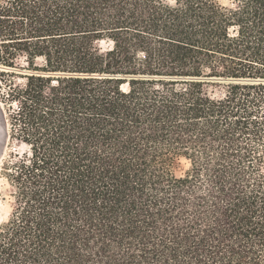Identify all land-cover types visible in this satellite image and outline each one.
I'll use <instances>...</instances> for the list:
<instances>
[{"label":"trees","instance_id":"16d2710c","mask_svg":"<svg viewBox=\"0 0 264 264\" xmlns=\"http://www.w3.org/2000/svg\"><path fill=\"white\" fill-rule=\"evenodd\" d=\"M0 68V264H264V0H0Z\"/></svg>","mask_w":264,"mask_h":264},{"label":"rangeland","instance_id":"374dc122","mask_svg":"<svg viewBox=\"0 0 264 264\" xmlns=\"http://www.w3.org/2000/svg\"><path fill=\"white\" fill-rule=\"evenodd\" d=\"M168 3H173L175 0H165ZM228 0H225L227 2ZM106 42L103 41L102 46H106ZM24 63V62H22ZM1 70L5 68H0ZM5 76V75H4ZM3 76L0 75V93L6 91L5 81L2 80ZM222 90V87H217V93ZM9 108L10 106L5 102L0 95V224L3 223L8 214L11 211L13 198L11 196L12 185L7 178L5 173V167L7 162L11 159V153L15 151H24V146H22L18 141L12 140L10 138V125H9ZM5 119H7L9 127V136L7 132V124ZM262 147V146H260ZM189 162L186 160H181L180 169L185 171L189 167Z\"/></svg>","mask_w":264,"mask_h":264},{"label":"water","instance_id":"95a60500","mask_svg":"<svg viewBox=\"0 0 264 264\" xmlns=\"http://www.w3.org/2000/svg\"><path fill=\"white\" fill-rule=\"evenodd\" d=\"M231 80H235V79H231Z\"/></svg>","mask_w":264,"mask_h":264},{"label":"bare ground","instance_id":"6f19581e","mask_svg":"<svg viewBox=\"0 0 264 264\" xmlns=\"http://www.w3.org/2000/svg\"><path fill=\"white\" fill-rule=\"evenodd\" d=\"M7 123V122H6ZM7 132H8V130H7Z\"/></svg>","mask_w":264,"mask_h":264}]
</instances>
